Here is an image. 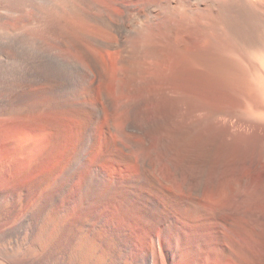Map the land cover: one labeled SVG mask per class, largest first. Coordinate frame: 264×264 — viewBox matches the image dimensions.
<instances>
[{"label":"bare ground","instance_id":"bare-ground-1","mask_svg":"<svg viewBox=\"0 0 264 264\" xmlns=\"http://www.w3.org/2000/svg\"><path fill=\"white\" fill-rule=\"evenodd\" d=\"M0 264H264V0H0Z\"/></svg>","mask_w":264,"mask_h":264},{"label":"rangeland","instance_id":"rangeland-1","mask_svg":"<svg viewBox=\"0 0 264 264\" xmlns=\"http://www.w3.org/2000/svg\"><path fill=\"white\" fill-rule=\"evenodd\" d=\"M239 102V103H237ZM234 101V104H236L237 106H240V103H242L241 106L242 109H243V114H238L239 117L241 116H245L242 117L244 119L248 118L250 119V116H247L246 117V114L249 113L248 112V109L246 108V105L244 104V102H240V101ZM248 137H249V141H250V149L249 150H245L243 149L241 146H240V143L238 142V140L236 139V136L233 137L234 139H232V147L228 153V157H227V165H228V169H229V178L232 179V178H236V176L238 175L237 172L240 171H245L246 169V172L248 170V167H250L251 169L248 171L250 175H253L255 180L256 179L258 180L259 179V176H260V168H261V163L258 161L254 162L253 161V155H252V150L254 149V146L257 145L259 143V132L258 131H255V130H249L248 131ZM251 137V138H250ZM252 139V140H251ZM258 139V140H256ZM256 140V141H255ZM253 141V142H252ZM252 144V145H251ZM253 148V149H252ZM219 152L217 153V160H218V156L221 154V146L219 147ZM177 154V153H176ZM7 161V160H6ZM256 167V168H255ZM259 168V169H258ZM258 171H257V170ZM252 170V171H251ZM254 173V174H253ZM258 176V177H257ZM228 179V178H227ZM235 184H233L234 186Z\"/></svg>","mask_w":264,"mask_h":264}]
</instances>
